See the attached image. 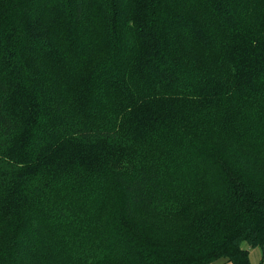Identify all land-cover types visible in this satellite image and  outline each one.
<instances>
[{
    "label": "trees",
    "instance_id": "obj_1",
    "mask_svg": "<svg viewBox=\"0 0 264 264\" xmlns=\"http://www.w3.org/2000/svg\"><path fill=\"white\" fill-rule=\"evenodd\" d=\"M264 264V0H0V264Z\"/></svg>",
    "mask_w": 264,
    "mask_h": 264
},
{
    "label": "rangeland",
    "instance_id": "obj_2",
    "mask_svg": "<svg viewBox=\"0 0 264 264\" xmlns=\"http://www.w3.org/2000/svg\"><path fill=\"white\" fill-rule=\"evenodd\" d=\"M248 248L250 250V257L252 264H261V260L263 256L262 249L260 247H256V248L248 247Z\"/></svg>",
    "mask_w": 264,
    "mask_h": 264
},
{
    "label": "crops",
    "instance_id": "obj_3",
    "mask_svg": "<svg viewBox=\"0 0 264 264\" xmlns=\"http://www.w3.org/2000/svg\"><path fill=\"white\" fill-rule=\"evenodd\" d=\"M211 264H232V263L229 261H226L225 259H220V260H217ZM251 264H252V261H251Z\"/></svg>",
    "mask_w": 264,
    "mask_h": 264
}]
</instances>
